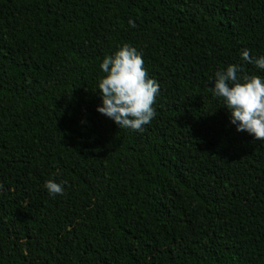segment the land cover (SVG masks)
<instances>
[{"label":"trees","instance_id":"16d2710c","mask_svg":"<svg viewBox=\"0 0 264 264\" xmlns=\"http://www.w3.org/2000/svg\"><path fill=\"white\" fill-rule=\"evenodd\" d=\"M125 44L160 87L143 132L97 111ZM245 48L264 0H0V264H264V140L212 93L264 77Z\"/></svg>","mask_w":264,"mask_h":264},{"label":"clouds","instance_id":"9594fccd","mask_svg":"<svg viewBox=\"0 0 264 264\" xmlns=\"http://www.w3.org/2000/svg\"><path fill=\"white\" fill-rule=\"evenodd\" d=\"M129 25L135 27V22L130 19ZM241 59L264 69V55L254 57L245 48ZM100 68L105 75L98 80L102 103L97 111L112 119L119 128L143 132L144 126L156 116L153 105L160 87L155 79L149 78L142 54L125 44L113 55H106ZM212 93L222 99V105L231 114L230 123L238 132H247L257 141L264 140V77L246 74L243 65L230 64L226 70L216 71ZM65 183L49 179L44 187L50 195H63Z\"/></svg>","mask_w":264,"mask_h":264}]
</instances>
